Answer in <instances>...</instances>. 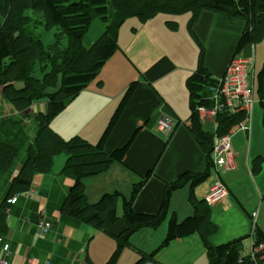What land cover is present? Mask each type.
I'll return each mask as SVG.
<instances>
[{
	"label": "trees",
	"instance_id": "16d2710c",
	"mask_svg": "<svg viewBox=\"0 0 264 264\" xmlns=\"http://www.w3.org/2000/svg\"><path fill=\"white\" fill-rule=\"evenodd\" d=\"M205 11L245 24L235 47V55L241 54L246 46L264 41V0H0V107L5 102L19 115L32 110L35 103L45 101V110L31 115L36 126L30 146L29 136L27 137L18 117H0V176L12 171L17 158L23 152L26 153L22 167L9 183L4 203L15 196L27 194L32 188L34 177L50 173L54 158L64 155L66 162L62 173L73 177V185L61 206V215L107 234L112 233L111 230L118 223L124 225V229L118 234H110L116 242V248L106 264H117L122 252L126 248H132L130 239L136 232L144 228H159L168 218L172 194L186 186H189L187 203L192 215L179 222L177 216L172 214L159 248L150 254L136 250L139 260L135 264H157L155 256L160 250L176 240L192 235L200 238L208 264H253L248 256L241 263L238 262L243 254V242L250 236L218 246L210 243V237L218 232V227L212 219V207L205 201L209 191L204 199L197 198L195 192L197 187L208 181L212 173L217 175L211 159L214 133L220 137L225 136L232 127L245 120L243 113L234 116L219 114L215 116V132L202 127L198 109H210L211 104L206 98L209 96V87L214 83L204 65L205 45L194 31L201 13ZM30 12L33 13L32 16L28 14ZM34 13L41 14L37 23L46 31L52 28L57 30L54 41L47 46L34 32ZM186 14H190L187 32L198 48L197 67L185 81L190 111L186 129L205 155L204 172H186L175 181L164 184L160 205L154 214L141 213L135 208L137 198L154 176L153 168L133 184L129 198L114 191L103 194L97 203L89 204L83 183L85 178L106 172L114 163L129 168L126 157L144 128L136 124L143 109L130 107L141 83H129L95 144L78 136L64 140L50 128L51 122L96 81L105 64L120 51L119 31L128 20L136 19L145 25L159 15ZM95 22L102 26L103 33L95 42L88 43V34ZM165 26L172 32L178 29L175 23L167 22ZM131 32L135 33V30L131 29ZM257 80L256 95L262 108L264 130V62ZM148 85L150 86L149 83ZM163 111L176 121L172 135L185 126L184 121L173 115L170 109V112L166 109ZM127 117L134 119L127 141L120 147L110 146L121 132V124ZM143 122L145 127L148 124L147 131L169 141L171 134L165 136V133L156 128L152 129V118H144ZM9 133L10 140L1 139ZM263 162L264 158L261 156L253 160V175L261 171ZM218 177L222 181V175ZM261 200L264 201V194ZM0 209L5 208L1 205ZM119 209L121 216L118 215ZM4 218V214L0 212V220ZM254 231L256 244L264 243L261 230L256 227Z\"/></svg>",
	"mask_w": 264,
	"mask_h": 264
},
{
	"label": "crops",
	"instance_id": "0c3cea01",
	"mask_svg": "<svg viewBox=\"0 0 264 264\" xmlns=\"http://www.w3.org/2000/svg\"><path fill=\"white\" fill-rule=\"evenodd\" d=\"M189 19L190 14L159 15L145 25L136 19L128 20L119 31L120 51L105 64L96 81L80 93L51 122L50 128L62 139L69 140L78 136L95 144L105 130L129 83L138 81L141 84L132 100L131 108H139L143 111H154L153 108H155L162 112L164 109L170 112V109L173 115L185 123V126L179 128L169 141H165L152 131L143 133L144 130H142L126 157V165L129 168L114 163L106 172L85 178L83 183L89 204L97 203L103 194L114 191L129 198L133 184L139 182L140 176L153 168L154 176L147 182L137 198L135 208L141 213L154 214L159 208L164 184L175 181L186 172H204L205 155L186 129L190 111L185 81L196 69L198 58V48L187 32ZM167 22L177 24V31L172 32L167 29L165 26ZM213 24H217L219 30L231 32L235 29L239 33L236 40L227 45L226 56H228L224 59L213 57L210 51L211 43L220 36L215 33L208 42L210 32H214L211 30ZM131 29H134L135 33H132ZM244 29L245 24L240 21L206 11L201 13L194 31L205 48L208 47L204 62L212 78H219L224 74ZM102 33V26L95 22L90 29L87 42L95 41ZM253 47L254 69L258 51L260 71L264 62V41ZM251 51V46H246L241 54L249 57ZM254 75L255 103L249 114L247 123L249 130L236 131L230 141L238 164L237 171L233 172L237 174L242 166L243 178L239 183L229 186L222 175L228 196L211 206L212 215L220 211V218L227 220L230 228L222 230L213 220L218 226V232L210 237V243L213 246L250 236L251 226L249 229L243 222L238 223L237 211L242 213L246 221L247 218L251 221V215L248 212L252 213L258 203L263 211L260 215L259 209L255 226L264 234V201L261 200L264 194V162L261 171L257 175L252 174L253 160L260 156L264 158L262 108L256 95L258 74L254 72ZM150 105L152 108H149ZM40 109L41 107L38 106V111ZM31 115H33L32 112L30 119ZM155 116L156 114L152 116L153 119ZM141 117L140 113L136 123L138 126L142 121ZM22 119L25 133L27 137L29 136L28 146H30L35 126L27 127L26 121L23 117ZM130 121L133 124L134 119L130 118ZM154 128L155 123L152 129ZM131 130L132 127L126 129L120 141L115 137L110 146H122L127 141ZM25 156L26 153L23 152L16 161L14 169L0 176V208L1 205L5 208L0 209L5 217L0 220L2 234L0 258L5 255L4 246H8L10 264H106L116 248V242L110 234H118L124 229V225L121 222L118 223L111 230L112 233L107 234L61 215V206L73 185V177L62 173L66 156L59 155L54 158L50 173L36 175L32 188L27 194L15 196V203L9 204L8 201L4 203L9 183L22 167ZM212 174L215 180L216 174ZM211 176L208 181L196 188L197 198L204 199L208 193L214 182L211 183ZM188 193L189 186L174 192L166 221L155 230L144 228L136 232L130 239L132 248H126L122 252L117 264H135L139 260L136 250L150 254L158 249L165 238L170 216L175 214L181 222L192 215L193 212L187 203ZM232 212L234 214H231ZM118 215L121 216L120 209ZM41 218H47L52 224V229L44 235L36 231V224ZM248 241L249 252H243L244 255L250 253L252 239ZM244 244L243 242V250ZM155 261L157 264H208L205 249L198 235L174 241L157 253Z\"/></svg>",
	"mask_w": 264,
	"mask_h": 264
},
{
	"label": "built area",
	"instance_id": "2783aa9c",
	"mask_svg": "<svg viewBox=\"0 0 264 264\" xmlns=\"http://www.w3.org/2000/svg\"><path fill=\"white\" fill-rule=\"evenodd\" d=\"M251 55L245 57V55H235L228 63L225 72L222 77L214 78V83L209 87V96L206 98L211 104L210 109L200 107L198 109L202 127L207 126V131L215 132L217 129V123L215 116L219 114L238 115L243 113L245 120L240 124L235 125L225 136L213 135V146L211 152V159L214 166V171L217 173L215 182L209 190V193L205 197V201L209 206L218 204L220 201L228 196V191L224 183L218 177L228 172L235 171L237 166L236 154L231 148V138L236 131H248V119L251 109L254 106V48L251 47ZM168 122L167 126L169 130H172L171 134L176 126V121ZM159 132H162L159 130ZM164 133V132H163ZM166 134L165 136H168ZM16 198L8 200L9 204L15 203ZM254 215V213L252 214ZM255 224L251 228V250L249 253V259L254 264L264 262V243L256 244L255 240ZM52 229V224L47 218L39 219L36 224L37 233L44 235ZM4 250H7V246H4ZM9 252L0 258V264H10L8 261ZM245 256L241 255L238 262L241 263Z\"/></svg>",
	"mask_w": 264,
	"mask_h": 264
},
{
	"label": "rangeland",
	"instance_id": "374dc122",
	"mask_svg": "<svg viewBox=\"0 0 264 264\" xmlns=\"http://www.w3.org/2000/svg\"><path fill=\"white\" fill-rule=\"evenodd\" d=\"M30 16H32L33 15V13H28ZM42 16H41V14H39V13H34V18H33V21H34V32L39 36V38L42 40V42L44 43V45H49V44H51L53 41H54V35L56 34V32H57V30H56V28H52V29H50V30H48V31H46L40 24H38L37 23V21H39L40 20V18H41ZM92 26V25H91ZM212 31H214V32H210V34H209V38H208V42L211 40V38H212V36H213V34H215V33H218V34H220V36H218L217 37V39H219V40H217L216 38H215V40H214V43L212 44L211 43V47H210V45H209V47H210V51H211V54L213 55V57H215V58H222V59H224V58H226L227 56H226V54L228 53L227 52V45L228 44H232L235 40H236V37L239 35V33H238V31H236L235 29H233V30H231V32L230 31H222V30H219L218 29V26H217V24H213L212 25V29H211ZM89 35V34H88ZM101 35V34H100ZM100 35L97 37V39L100 37ZM90 37V36H89ZM96 39V40H97ZM95 40V41H96ZM94 40L92 41V42H95ZM208 42H207V44H208ZM206 48H208L207 46H206ZM205 56H206V54H205ZM256 63H255V69H254V72L256 73V74H258V72H259V66H258V62H259V55H258V51H257V54H256ZM205 61V60H204ZM204 65H205V62H204ZM18 87H21V84H18ZM186 88V87H185ZM186 91H187V89H186ZM45 101L44 100H42V101H39V102H37V103H35L34 104V108H33V111L30 109V110H28V112H26V113H19V115L21 116V117H23L24 118V121H26V126L28 127V126H30V125H33V126H36V124H35V122H34V120H32V118L30 119V113L32 112L33 114H36V113H38V106H40L41 107V109H40V111H44L45 110ZM6 106H7V108H6ZM256 106V105H255ZM10 107V106H9ZM8 107V104H6L5 102H2L1 103V107H0V117L1 118H3V117H9V115H14L13 117L14 118H16V117H18V119H20V120H18L20 123H22L23 124V119L20 117V116H17L16 114H15V112L12 110V109H10ZM257 107H258V105H257ZM151 108H152V106H151ZM153 110L154 111H147V110H144V111H142L141 112V116L144 118V117H148V118H151L153 115H155L156 114V116H155V118L153 119V117H152V121H153V123H155V128L158 130V128H159V130L160 131H162V132H164L165 134H169L172 130H169V127L167 126V123L168 122H174L172 119H174V118H172L171 117V115H169V114H165L164 112H162V111H160V110H158V109H155V108H153ZM5 111V112H4ZM39 111V112H40ZM34 116V115H33ZM141 117V119L140 120H142V121H140L141 123H140V126H143L144 128H143V133H147V132H149V131H147V128H148V124L146 125V127L144 126V119ZM10 123V122H9ZM18 127V126H17ZM132 127V124H131V121H130V119L127 117L125 120H124V122L121 124V127H120V129H121V132L120 133H118V135H117V138H118V141H120V139H121V137H122V135H125L124 134V131L126 130V129H129V128H131ZM204 128L205 129H207V126L205 125L204 126ZM19 129H21V128H19ZM24 130V129H23ZM23 130H22V132H23ZM26 132V131H25ZM160 136V135H159ZM172 136V134L170 135V137ZM11 134L9 133V134H7L4 138H1V139H7V140H10L11 138ZM161 137V136H160ZM162 138V137H161ZM170 139V138H169ZM212 146H213V143H212ZM23 150H26V149H23ZM64 156V155H63ZM20 158V157H19ZM19 158H17V161L19 160ZM25 158H26V156H25ZM205 162V161H204ZM236 163H237V161H236ZM237 166H238V164H237ZM237 166L235 167V166H233V168H236V170L235 171H237ZM233 172V171H232ZM228 173H230V174H228ZM228 173H226V174H223V177L225 178L224 180H225V182L229 185V186H233L235 183H239L240 181H241V179L243 178V173H242V166L240 167V169L238 170V172H237V174H235V172H233V173H231V172H228ZM225 175H227L226 177H225ZM214 181V174H212V176H211V183ZM260 203H261V201H260ZM259 209H260V205H259V203L255 206V209H254V211L252 212V213H254V215H252V213L251 212H248V214L249 215H251L250 217H252V219H251V221L250 220H248V218H247V221L245 220V218L243 217V215H242V213L240 212V211H237V216L239 217V222L238 223H240V222H243L245 225H247L248 226V228L250 229V226L251 225H254V224H256V222H257V216H258V213H259ZM262 211H263V208L262 209H260V215H262ZM231 214H234L233 212L231 213ZM259 215V216H260ZM220 216H221V212L219 211V212H217V213H213V215H212V217H213V220L214 221H216L217 223H218V225L220 226V228H222V230L223 229H225V228H230L229 227V225H228V222H227V220H224V219H221L220 218ZM215 225H216V223H215ZM217 226V225H216ZM218 227V226H217ZM239 227H240V225H239ZM249 234V233H248ZM244 250H243V252H249V249H248V243H249V241H248V239H246L245 241H244ZM4 252L6 253V252H9L10 253V251H9V248H8V246H7V250H4Z\"/></svg>",
	"mask_w": 264,
	"mask_h": 264
},
{
	"label": "clouds",
	"instance_id": "9594fccd",
	"mask_svg": "<svg viewBox=\"0 0 264 264\" xmlns=\"http://www.w3.org/2000/svg\"><path fill=\"white\" fill-rule=\"evenodd\" d=\"M251 47H252V46H251ZM253 48H254V47H253ZM236 55H237V54H236ZM234 56H235V53H234ZM234 56H233V57H234ZM233 57H232V58H233ZM232 58H231V59H232ZM231 59H230V60H231ZM229 62H230V61H229ZM227 65H228V64H227ZM226 67H227V66H226ZM253 68H254V66H253ZM225 69H226V68H225ZM224 72H225V71H224ZM222 76H223V75H222ZM222 76H221V77H222ZM213 79H214V78H213ZM227 191H228V190H227ZM251 219H252V217H251ZM255 225H256V224H255ZM251 228H252V225H251ZM255 228H256V226H255ZM250 238H251V231H250ZM250 238H249V239H250ZM250 250H251V247H250ZM242 255H244V254H242ZM244 256H245V257H246V256H249V254H248V255H244ZM252 263H253V262H252ZM260 263H261V264H264V262H260ZM253 264H254V263H253Z\"/></svg>",
	"mask_w": 264,
	"mask_h": 264
}]
</instances>
